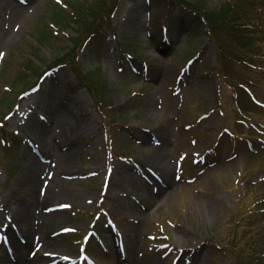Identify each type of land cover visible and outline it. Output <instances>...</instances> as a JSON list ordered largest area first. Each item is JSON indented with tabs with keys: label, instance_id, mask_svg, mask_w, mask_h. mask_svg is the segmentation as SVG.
Segmentation results:
<instances>
[{
	"label": "rangeland",
	"instance_id": "rangeland-1",
	"mask_svg": "<svg viewBox=\"0 0 264 264\" xmlns=\"http://www.w3.org/2000/svg\"><path fill=\"white\" fill-rule=\"evenodd\" d=\"M59 1L0 0V253L16 264L13 238L25 244L19 216L30 209L68 212L61 233L50 230L62 264L264 257V64L225 63L224 76L218 49L231 38L218 8L244 11L253 0ZM57 13L58 29L49 26ZM97 13L109 22L86 43ZM73 65L83 78L95 73L106 106ZM34 159L37 185L23 181ZM46 193L53 199L41 205ZM149 193L165 198L162 209Z\"/></svg>",
	"mask_w": 264,
	"mask_h": 264
},
{
	"label": "trees",
	"instance_id": "trees-1",
	"mask_svg": "<svg viewBox=\"0 0 264 264\" xmlns=\"http://www.w3.org/2000/svg\"><path fill=\"white\" fill-rule=\"evenodd\" d=\"M253 11H251L250 6L247 7V9L244 8V11L237 9L236 11L232 6H225L224 4L218 8V13L223 16V26L227 28V30L230 32L231 38H224L223 41H219V50L221 52V74L226 76L228 74V71L225 67L226 64H233L236 68L238 67V62L242 61V56H247L248 58L252 59L253 63H263L261 57H264V54L262 56L258 55L264 52V19L260 23L259 20H262L263 12L259 11L256 7H254ZM65 11V9H63ZM68 11V10H66ZM199 13V10H197ZM76 13V12H75ZM77 19H81L83 14H74ZM109 16L101 15L99 16V13L96 14V17L98 21H93L92 26L89 28L91 29L92 33H98L101 28L108 24L109 22ZM262 16V17H261ZM67 22V21H66ZM96 22V23H95ZM210 22V21H209ZM62 22V14L57 13L54 16V21H52V24H56V26L61 25ZM231 43V44H227ZM227 51L230 52V54H227ZM256 53V54H255ZM256 55V56H255ZM76 57V56H75ZM61 64H68V62H64ZM72 64V62H71ZM76 66V63H74ZM69 65V64H68ZM78 67H74V70L77 72L79 71ZM78 72L79 77L83 74ZM95 73H91L89 75H86L83 79L80 78L83 82V84L91 91L95 98L99 99L103 98V95L101 93L96 94L94 91L95 86L92 84V81L96 80L95 77H93ZM94 86V88H93ZM98 89V88H97ZM100 100V99H99ZM102 104L105 103L104 100H100ZM252 236V235H251ZM254 248H256V245L259 246V243H254ZM246 245L249 247H252V243L250 240V237L248 240H246ZM252 252V250H246L243 251L242 254L244 255H252L255 259H252L253 262L251 264H256V261H262L264 260V257L262 255L252 252L249 254V252ZM257 255V257H255ZM236 258V257H235ZM263 258V259H259Z\"/></svg>",
	"mask_w": 264,
	"mask_h": 264
},
{
	"label": "bare ground",
	"instance_id": "bare-ground-1",
	"mask_svg": "<svg viewBox=\"0 0 264 264\" xmlns=\"http://www.w3.org/2000/svg\"><path fill=\"white\" fill-rule=\"evenodd\" d=\"M139 17H140V13L138 14V21L140 20ZM9 35L7 39L9 40V42H15L19 38V36L15 35L14 33H10ZM155 112L156 111L153 108V103L152 102L149 103L148 110L146 112V118H152ZM68 126L70 127L69 124ZM42 133L43 132L38 133L41 138L43 137ZM46 146L48 147L49 145ZM66 154H70V152ZM146 157H148V155H144L141 160L144 161ZM158 158L161 159L160 156H158ZM40 167H41L40 163H38L36 159H34L32 163L29 165V173L27 174L25 179H23V181L33 180L37 185L39 183V179L37 178V172L40 169ZM71 168H72L71 163H68L64 167V169H71ZM168 183L169 184L171 183L169 176H168ZM61 195L64 197L67 194L62 192ZM148 197L149 200L147 201L150 207L152 206V207H158V209H162L163 203L165 201L164 197H157L152 193H149ZM40 198H41L40 199L41 205L51 202L53 199V197L51 195H48V193H46ZM5 200L6 198L4 199V201ZM31 211L32 210L27 209V211L23 212L19 216L20 224L25 227L24 234L26 235H24L23 237L20 236L22 242H24L25 244L21 243L16 237L13 238V245H14L13 248L17 254L16 264H61L63 262L62 255L54 254L50 251V249H52L54 245L58 244V239H52L50 235L51 234L57 235L61 233V230L58 231L57 229H55V227L67 221L68 212L64 211V212L43 213L41 216L40 215L36 216V212L34 213ZM15 212H19V210L17 209V211L15 210ZM211 213L212 210L209 207L204 211L205 215H211ZM53 228L55 229L54 230L55 233L52 232L50 234V230ZM137 230H138L137 227L132 226V231L136 232ZM27 248H31L30 251L32 253H30V255H32V257H30L29 255V257L27 258V254H26ZM196 253L197 251H195V254ZM41 256H43L44 258H42ZM27 259H29V261ZM10 260L11 259H9L8 255H5L2 252L0 253V264H13L11 262L12 260L11 261Z\"/></svg>",
	"mask_w": 264,
	"mask_h": 264
},
{
	"label": "snow or ice",
	"instance_id": "snow-or-ice-1",
	"mask_svg": "<svg viewBox=\"0 0 264 264\" xmlns=\"http://www.w3.org/2000/svg\"><path fill=\"white\" fill-rule=\"evenodd\" d=\"M3 54H0V56H2Z\"/></svg>",
	"mask_w": 264,
	"mask_h": 264
}]
</instances>
